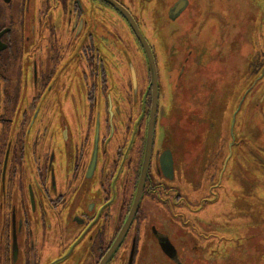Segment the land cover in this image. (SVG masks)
Masks as SVG:
<instances>
[{"label": "flooded vegetation", "instance_id": "obj_1", "mask_svg": "<svg viewBox=\"0 0 264 264\" xmlns=\"http://www.w3.org/2000/svg\"><path fill=\"white\" fill-rule=\"evenodd\" d=\"M239 1L168 0L160 14L172 27L176 148L207 126L210 88L242 67L249 83L211 143H195L207 150L201 174H188L165 139L156 145L160 35L140 0H0V264H264L261 228L241 214L264 148L236 131L242 103L264 101V0L257 30L251 14L214 9ZM238 163L254 173H233Z\"/></svg>", "mask_w": 264, "mask_h": 264}, {"label": "rangeland", "instance_id": "obj_2", "mask_svg": "<svg viewBox=\"0 0 264 264\" xmlns=\"http://www.w3.org/2000/svg\"><path fill=\"white\" fill-rule=\"evenodd\" d=\"M259 0H240L239 5L238 2L231 3L230 5H226L224 8L219 7V9L214 8L218 10V13L222 15V17H225L227 14H231V9L237 8V14L239 17L243 18L244 16H248L251 14L252 19L250 20L251 24H255L256 30L259 29L261 23H263V19L261 16V12L259 10V6L257 5V2ZM168 0H140V2H137L138 6H140L143 10V12L148 13L150 15V22L153 26L154 34L160 35V39L158 42V53H159V58L162 63V75H161V86H162V91H164V98L162 100V106L165 108L166 104V113L164 114V117L162 118V121L164 122L163 125L160 122V130H161V136L158 134V140L159 142L156 144L157 146L163 144L162 141L165 139V146L168 148H173L175 149L176 153L178 154V159L182 165L187 169L188 174H201V168L203 166V163L201 161V158L199 160V155L203 151V149H199L200 146L198 145H207L208 143H211L212 138H213V127L215 128L216 125L218 127L220 124L216 121L217 118H222L223 112L226 110H229L237 98L234 100L235 95H237V90L239 88V92L242 93L248 86H242L244 84V77L246 74V67H243L236 70L235 74L233 73H228L230 76L224 80L225 83H231L235 84L238 83V85H227V84H222V85H215L214 88H210V94L212 96H206L207 99L203 97L202 101L206 102L209 97H212V102L210 101L211 99L209 98L208 100V107L206 109H202L200 107V111L203 112L204 114L209 113V121L206 123L207 126H205L201 131L202 133L196 134L195 135H190V138L192 140V145L188 150H185L181 147H175L177 143L180 141L178 140V137L171 132L170 128V123H169V110H170V101H173V90H172V85L171 81L167 79V75H169L170 71L174 69L176 63L174 62V56L171 55V44H172V39H171V30L169 26H166L163 22L160 21V14L164 7L166 6ZM260 4V3H258ZM238 5V7H237ZM248 6V7H247ZM216 12L215 10H213ZM159 12V16H158ZM236 15V14H235ZM250 22L248 21L246 24L247 26H250ZM157 26L159 27V32L157 31ZM172 29V27H171ZM149 36V35H148ZM151 37L150 36V41L152 42L156 40V37ZM242 40L244 39L247 41L246 43H249V37L248 36H242L240 37ZM243 40V41H244ZM250 44V43H249ZM157 51V50H156ZM242 65V64H241ZM178 67V66H177ZM8 78H12L10 75H12L11 69L8 71ZM251 82V80H250ZM220 83V82H219ZM246 93V92H245ZM244 93V94H245ZM219 94V96H218ZM184 96H183V89H182V96L181 99L184 101ZM242 97L240 98L239 102L241 101ZM247 99V97L245 98ZM258 97L254 96L251 101L248 100L244 101L242 103V109H244V112L246 110L247 113H245L247 116L244 118L241 116L242 109L240 110L239 114L237 115L238 122H240V126L237 127V134H239L240 140H242L245 145H247L248 148L250 146H253L255 143V146L262 147L264 148V137L262 134H264V101L260 104L259 108H252V103L257 102L256 100ZM186 100V99H185ZM234 100V101H233ZM185 102V101H184ZM202 102V103H203ZM201 102H199L200 104ZM237 104V105H238ZM181 112L178 110V115H180ZM220 118V121H221ZM166 126V131L164 130L163 126ZM211 125V126H210ZM215 132V130H214ZM184 140V139H183ZM197 143V144H195ZM241 148L243 149L244 152H247V150H244V146L241 145ZM179 149V150H178ZM205 151L207 150L204 149ZM180 151L182 153V156L185 158H188L186 160L181 159ZM187 151L186 154H189V157L186 156L184 153ZM192 158V159H191ZM251 160V159H250ZM196 166V167H195ZM253 166L249 167V164L244 165L242 163L236 164V166H232L230 169L233 170V173L239 174L240 176H251L253 172ZM195 168V169H194ZM194 169V171H193ZM251 169V170H250ZM232 172V171H230ZM255 174H261V176H258L256 178V184H255V194L256 198L253 199L250 203L247 204V207L242 208V216L245 217H250V215L253 217V219L257 222L258 227L261 229L259 230V235H258V240L262 243H264V163L263 164H258L257 169H255Z\"/></svg>", "mask_w": 264, "mask_h": 264}, {"label": "water", "instance_id": "obj_3", "mask_svg": "<svg viewBox=\"0 0 264 264\" xmlns=\"http://www.w3.org/2000/svg\"><path fill=\"white\" fill-rule=\"evenodd\" d=\"M175 6L178 7V9H179V11H180V10L183 8L184 5H174V7L170 8V9L168 10V16H169L170 19H172V20H173L178 14H179V12L174 14V12H173V8L175 9ZM180 8H181V9H180ZM175 11H176V9H175ZM148 57H149V61H152V58L150 57V55H149ZM238 108H239V107H238ZM145 170H146V163L144 164L143 170H142V172H141L140 181H139V183H138V189H137V191H136V195H135L134 202H133V204H132V209H131V212H130L131 215H133L134 212H135V209H136V206H137V200H138V199H137V196H139V194H140V192H141V190H142L143 171L145 172Z\"/></svg>", "mask_w": 264, "mask_h": 264}]
</instances>
